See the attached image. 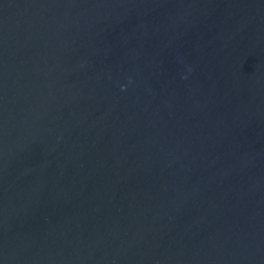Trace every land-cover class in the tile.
Masks as SVG:
<instances>
[{"label": "water", "instance_id": "95a60500", "mask_svg": "<svg viewBox=\"0 0 264 264\" xmlns=\"http://www.w3.org/2000/svg\"><path fill=\"white\" fill-rule=\"evenodd\" d=\"M0 264H264V0H0Z\"/></svg>", "mask_w": 264, "mask_h": 264}]
</instances>
